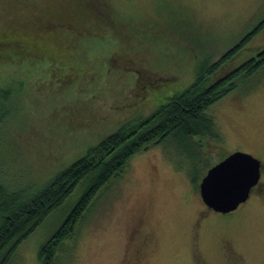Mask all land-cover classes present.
I'll return each mask as SVG.
<instances>
[{"label": "rangeland", "instance_id": "374dc122", "mask_svg": "<svg viewBox=\"0 0 264 264\" xmlns=\"http://www.w3.org/2000/svg\"><path fill=\"white\" fill-rule=\"evenodd\" d=\"M263 22L264 0H0L3 42H25L39 29L45 39L70 38L74 24L90 32L77 36L72 59L52 46L0 48V184L39 193L120 128L181 94ZM262 48L264 29L212 82ZM235 82L206 112L213 135L174 136L134 156L57 264H264V68ZM238 152L260 160V183L237 210L209 209L200 191L208 168ZM84 190L82 181L11 264H41V248Z\"/></svg>", "mask_w": 264, "mask_h": 264}, {"label": "trees", "instance_id": "16d2710c", "mask_svg": "<svg viewBox=\"0 0 264 264\" xmlns=\"http://www.w3.org/2000/svg\"><path fill=\"white\" fill-rule=\"evenodd\" d=\"M49 18L51 17H45L44 21H49ZM99 21L102 23L100 19ZM68 29L71 30L70 38L58 36L54 39L52 37L45 39L39 29L33 33L28 31L25 42L17 40L22 37L8 42L0 39V48L12 47L19 43L45 49L52 46L50 49H55L60 58L72 59L81 40L78 41L77 36L84 38V33L90 32L88 26L77 24L71 25ZM263 29L264 22L216 63H212L206 69L202 68L197 80L181 94L169 99L144 120L120 128L97 147L92 148L87 156L59 173L39 193L32 194L27 189H8L0 184V264H11L19 245L65 203L82 181H85V190L79 201L40 250L41 264H57L59 254L62 253L64 257L70 251L71 246L67 241H74L78 227L104 197L105 194L97 199L102 194V189L112 179L118 180L124 175L126 166L134 156L152 145H159L178 135L188 141L190 138L211 137L214 122L206 112L238 87L235 82L237 78L241 75L252 76L264 68V48L259 50L256 58L226 76L215 82L211 79L229 65L253 36ZM41 41L47 43L46 47L36 45ZM141 85L148 88L149 84L147 81ZM2 99L5 98L0 95V101ZM192 161L195 162L196 158Z\"/></svg>", "mask_w": 264, "mask_h": 264}, {"label": "water", "instance_id": "95a60500", "mask_svg": "<svg viewBox=\"0 0 264 264\" xmlns=\"http://www.w3.org/2000/svg\"><path fill=\"white\" fill-rule=\"evenodd\" d=\"M261 169L260 160L251 154L229 155L203 178L200 191L204 203L223 214L237 210L260 183Z\"/></svg>", "mask_w": 264, "mask_h": 264}, {"label": "flooded vegetation", "instance_id": "af4514ba", "mask_svg": "<svg viewBox=\"0 0 264 264\" xmlns=\"http://www.w3.org/2000/svg\"><path fill=\"white\" fill-rule=\"evenodd\" d=\"M54 25H55V24H54ZM223 160H224V159H223ZM223 160H222V161H223ZM222 161H220V162H222ZM216 165H217V164H216ZM216 165H214V166H216ZM214 166H210V167L208 168V170H207V174H208V172H209ZM207 174H206V175H207ZM261 175H262V169H261ZM254 189H255V188H254ZM209 209H210V208H209Z\"/></svg>", "mask_w": 264, "mask_h": 264}]
</instances>
